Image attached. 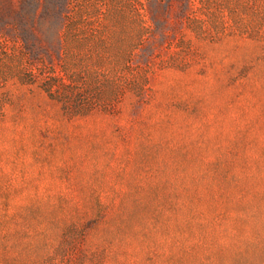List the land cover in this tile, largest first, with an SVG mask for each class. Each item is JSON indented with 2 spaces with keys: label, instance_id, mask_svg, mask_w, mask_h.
I'll use <instances>...</instances> for the list:
<instances>
[{
  "label": "rangeland",
  "instance_id": "374dc122",
  "mask_svg": "<svg viewBox=\"0 0 264 264\" xmlns=\"http://www.w3.org/2000/svg\"><path fill=\"white\" fill-rule=\"evenodd\" d=\"M0 264H264V0H0Z\"/></svg>",
  "mask_w": 264,
  "mask_h": 264
}]
</instances>
